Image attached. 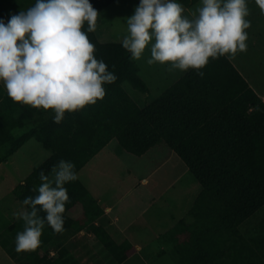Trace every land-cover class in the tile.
I'll use <instances>...</instances> for the list:
<instances>
[{
	"label": "trees",
	"instance_id": "trees-1",
	"mask_svg": "<svg viewBox=\"0 0 264 264\" xmlns=\"http://www.w3.org/2000/svg\"><path fill=\"white\" fill-rule=\"evenodd\" d=\"M114 1L90 3L99 13ZM178 1L188 6L199 0ZM88 37L95 45L96 58L108 65L117 80L104 86L102 100L66 113L61 123H54L51 116L39 127L31 125L26 133L14 135L19 124L16 116L30 114L33 109L13 102L0 84V147L11 145L13 152L35 137L51 152L26 177L20 198L34 197L39 173L49 174L60 160L74 163L78 177L81 168L112 139L135 156L163 144L184 162L201 187L188 213L191 221L179 220L166 234L178 264H264V227L258 232L262 235L245 238L240 233V226L264 206V102L227 58L220 57L209 60L202 69L203 78L190 70L140 106L123 87L128 82L142 93L148 90L137 62L120 42H100L95 32ZM216 64L221 66L218 71ZM65 187L69 201L63 214L64 231L70 226L68 211L78 203L85 205L89 220L103 213L79 177ZM14 227L10 232L22 231L23 222L18 220ZM96 229L105 231L99 226ZM53 234L45 225L41 237L50 239ZM125 258L123 255L119 261ZM42 262L51 264L46 258Z\"/></svg>",
	"mask_w": 264,
	"mask_h": 264
},
{
	"label": "clouds",
	"instance_id": "clouds-1",
	"mask_svg": "<svg viewBox=\"0 0 264 264\" xmlns=\"http://www.w3.org/2000/svg\"><path fill=\"white\" fill-rule=\"evenodd\" d=\"M264 15V0H255ZM177 0H139L125 18L121 46L139 61L146 48L149 66H168L175 72L196 71L201 78L210 59H234L247 51L251 26L246 0H200L185 15ZM98 11L90 0H35L24 11L0 19V82L15 103L53 113L59 124L94 105L106 95L105 85L117 80L108 65L94 55L88 33L97 29ZM87 24L86 31L83 30ZM75 165L60 160L49 174L39 173L36 195L26 197L15 216L23 222L15 250L28 252L41 244L45 225L64 231L66 184L76 181ZM43 213V215H41Z\"/></svg>",
	"mask_w": 264,
	"mask_h": 264
},
{
	"label": "rangeland",
	"instance_id": "rangeland-1",
	"mask_svg": "<svg viewBox=\"0 0 264 264\" xmlns=\"http://www.w3.org/2000/svg\"><path fill=\"white\" fill-rule=\"evenodd\" d=\"M138 3L139 0H115L101 10L95 31L98 40L121 43L126 32L125 18ZM249 5L248 10L258 11L259 15L246 30L247 51L244 53L251 65L250 73L258 83L259 88H256L264 92V15L255 1ZM149 55L146 48L142 58L136 61L148 90L142 93L128 82L123 83L140 106L161 95L180 74L178 70L169 71L167 65L149 66L146 63ZM261 59L263 65L259 67ZM10 148L11 145L0 147V264H43V258L51 264H178L173 244L166 234L179 220L191 221L188 213L200 185L167 146L159 144L147 155L138 157L123 150L117 140L112 139L78 172L92 200L96 202L95 197H99L102 205L115 203L112 214H120L121 225L126 226L131 221L126 232L114 239L106 231L97 230L101 224L96 225L95 219L89 220L83 209L85 205L78 203L68 211L70 226L66 231L55 233L50 239L41 237L36 250L19 253L15 250L17 232L10 230L15 229L19 220L15 213L21 209L23 201L20 193L25 189L21 186L51 152L35 137L13 152ZM263 227L264 206L240 226V233L245 238L262 235L258 232ZM123 255L126 258L119 261Z\"/></svg>",
	"mask_w": 264,
	"mask_h": 264
},
{
	"label": "crops",
	"instance_id": "crops-1",
	"mask_svg": "<svg viewBox=\"0 0 264 264\" xmlns=\"http://www.w3.org/2000/svg\"><path fill=\"white\" fill-rule=\"evenodd\" d=\"M34 1L35 0H32V1H29V0H0V19H3L5 22H7V20L9 19V16L11 14H16L19 11H24V9H26ZM254 1L255 0H246L248 9L250 8L249 4L254 3ZM178 2L185 9L184 14L190 16V14L195 11L200 0L191 4V5H188V6L183 5L180 1H178ZM249 14L252 15L248 20L251 23V21H253L255 19V17H257L259 15V12L252 10V12L249 11ZM260 54H258V55L261 57L262 55H260ZM225 57L233 65V67L241 75V77L245 80V82L248 84V86L251 87L253 89V91L258 95V97L264 102V92H259L258 83H257L256 79H254L253 74L250 73L251 65H249V61H248L246 54L245 53H238L234 59H230L227 56H225ZM259 64H260L259 67H261L263 65L262 59L259 61ZM220 67L221 66H219L217 64H216V66H214V68L217 71L220 70ZM209 68L211 71H213V69L211 67H209ZM190 70H188L187 72H183V73L180 72V74L178 75V78L175 80V82H173V84H175L177 81H179ZM215 74H217V73H215ZM219 78H222L221 74H219ZM208 81L211 82L210 80H208ZM0 84L3 87L2 82H0ZM173 84L166 87L165 90L170 88ZM256 86L258 88H256ZM164 91H162L161 93H163ZM154 99L155 98H152L151 101ZM32 109L33 110H32V112H30V114L25 113L23 116H20V115L16 116V120H19V124H17V127H15L13 132H12L14 135H21V134L26 133L28 131V129L31 128V125H32V127L33 126L39 127V125H41L44 121L48 120L51 116H53V113L50 110L46 112V111L40 109V112H38V109H34V108H32ZM7 120L10 121V117H8ZM161 145H163V144H161ZM155 147H153V148H155ZM153 148H151L147 153H145L142 156L147 155ZM142 156H138V157H142ZM90 161H88L87 164ZM144 181H146V179H144ZM88 191H90V190L88 189ZM198 191L199 192L201 191V187H200V190H198ZM199 192H198V194H199ZM95 198H96V203L98 204V206H100L103 209V213L100 216H98L97 218H95V221H96L95 224L99 225V223H100L101 224L100 226L107 233H109V235H111L112 238L116 239V237L119 233L121 234L123 232H126V226L128 224H131V221H128L126 226L121 225L120 214L119 213L112 214L114 212V208H115L116 204L114 203L112 205L111 204L102 205L100 198L99 197H95ZM125 237H127V236H125ZM11 260L13 261V259H11Z\"/></svg>",
	"mask_w": 264,
	"mask_h": 264
}]
</instances>
